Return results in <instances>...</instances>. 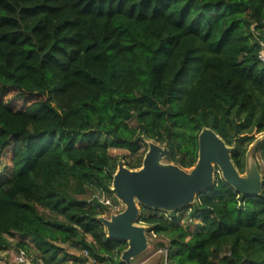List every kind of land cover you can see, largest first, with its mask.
Instances as JSON below:
<instances>
[{
  "label": "trees",
  "instance_id": "1",
  "mask_svg": "<svg viewBox=\"0 0 264 264\" xmlns=\"http://www.w3.org/2000/svg\"><path fill=\"white\" fill-rule=\"evenodd\" d=\"M261 42L264 0H0V252L16 234L31 264H130L98 221L117 162L139 168L153 141L190 168L206 127L241 174L256 141L260 195L215 173L184 207L195 231L144 207L137 222L167 240L159 264H264Z\"/></svg>",
  "mask_w": 264,
  "mask_h": 264
},
{
  "label": "water",
  "instance_id": "2",
  "mask_svg": "<svg viewBox=\"0 0 264 264\" xmlns=\"http://www.w3.org/2000/svg\"><path fill=\"white\" fill-rule=\"evenodd\" d=\"M255 142L246 152L245 171L242 174L232 162L233 148L206 127L197 135V159L190 168L165 162L163 159L168 152L166 145L153 141L145 142L147 149L139 168L129 169L119 160L112 176L111 191L123 209L110 213L109 217L99 216L98 221L104 226L107 238L126 242L120 259L133 260L148 248L147 229L137 222L140 207L173 212L191 205L199 193L213 186L217 172L240 195H260L262 175L251 155Z\"/></svg>",
  "mask_w": 264,
  "mask_h": 264
},
{
  "label": "rangeland",
  "instance_id": "3",
  "mask_svg": "<svg viewBox=\"0 0 264 264\" xmlns=\"http://www.w3.org/2000/svg\"><path fill=\"white\" fill-rule=\"evenodd\" d=\"M109 152L116 154L117 156L124 155L123 153H125V151H122V150H109ZM254 159L257 161L260 160V158L258 157V154L255 155ZM217 173L221 177L220 173L219 172ZM184 207H187V206H184ZM184 207H181L171 212V214L170 212H164L161 210H153V209H149L151 211H149L148 213L158 212L159 213L158 215L166 217L168 221H173L175 224L182 225L185 229H187L188 232L195 231L197 229V226L200 223V219L194 218L190 220L188 209ZM122 209H123V205L119 203V205H117V207L113 209V212L111 213H115L114 211L118 212ZM172 215H174V217H172ZM105 217H109V214H105ZM138 224L145 226L144 223L139 222ZM5 237L7 241L10 243V245L8 246L7 250L0 252V264H17L15 260H16L18 249L15 243L16 241L20 240L21 237L16 234L13 236H5ZM27 241L30 247L29 251L27 252L28 253L27 262L28 264H31V257H34L35 247L31 244V242H29V240ZM155 241L166 242L167 240L164 237H158V236L156 237V236L149 235L147 250L144 251L142 254H140L138 257L131 260L130 264H159L161 262L163 255H165L166 250L162 248L156 249L154 246H152V243H154ZM64 249L70 254L83 255V251L80 250L78 246L76 245H74V247H71V248L66 245L64 246Z\"/></svg>",
  "mask_w": 264,
  "mask_h": 264
},
{
  "label": "built area",
  "instance_id": "4",
  "mask_svg": "<svg viewBox=\"0 0 264 264\" xmlns=\"http://www.w3.org/2000/svg\"><path fill=\"white\" fill-rule=\"evenodd\" d=\"M257 57L261 62L264 63V42H261V49L259 50ZM104 203L108 205L111 204L109 200H104ZM116 207L117 206L113 207V209ZM15 262L17 264H28L24 250L18 249Z\"/></svg>",
  "mask_w": 264,
  "mask_h": 264
}]
</instances>
